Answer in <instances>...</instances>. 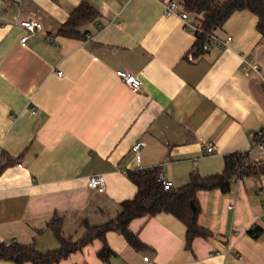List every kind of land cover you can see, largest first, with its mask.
<instances>
[{
  "label": "crops",
  "instance_id": "0c3cea01",
  "mask_svg": "<svg viewBox=\"0 0 264 264\" xmlns=\"http://www.w3.org/2000/svg\"><path fill=\"white\" fill-rule=\"evenodd\" d=\"M82 1L98 18L80 28L83 40L61 36ZM168 1L0 0L4 244L56 250L48 224L60 218L63 235L76 241L83 222L115 218L137 191L129 171L159 168L180 188L191 174L222 173L227 156L255 147L264 128V36L257 17L235 13L214 32L232 36L231 44L194 57L195 34L164 13ZM19 20L42 25L26 45ZM118 71L137 76L142 88L132 90ZM141 140L138 160L134 146ZM255 160L264 154L257 151ZM93 175L105 176V193L88 187ZM197 199L199 223L212 236L195 239L190 249L186 226L160 213L130 224L145 250L111 232L109 262L98 257L103 243L96 240L59 264H149L145 257L155 264H264V175L235 180L229 193L200 191Z\"/></svg>",
  "mask_w": 264,
  "mask_h": 264
},
{
  "label": "trees",
  "instance_id": "16d2710c",
  "mask_svg": "<svg viewBox=\"0 0 264 264\" xmlns=\"http://www.w3.org/2000/svg\"><path fill=\"white\" fill-rule=\"evenodd\" d=\"M180 1L184 10L194 21L200 23L206 33H214L223 28L235 13L248 11L257 17V31L264 36V0ZM98 16L99 12L92 5L82 1L61 26L59 34L66 38L83 40L87 35L81 32L80 28L94 21ZM204 40L205 38L202 37L196 41L194 57L205 53ZM159 173V168L129 171L127 174L137 188L135 196L123 201L117 216L108 222L101 225L83 222L84 233L80 239L74 241L65 237L61 228L62 220L55 217L48 224V228L59 241L58 249L41 252L34 244L12 242L9 245H0V260L12 261L16 264H59L99 240L103 243V247L98 252V257L103 262H109L115 255L106 241L109 233H120L136 251L145 250L147 246L131 231L130 224L134 220L151 218L160 213L171 214L186 226V246L190 249L195 239L212 236V233L199 223L198 193L215 190L229 193L235 180L264 175V160H254L247 152L234 153L226 157L222 173L204 177L195 172L191 174L187 184L171 190H164L163 185L157 182Z\"/></svg>",
  "mask_w": 264,
  "mask_h": 264
},
{
  "label": "built area",
  "instance_id": "2783aa9c",
  "mask_svg": "<svg viewBox=\"0 0 264 264\" xmlns=\"http://www.w3.org/2000/svg\"><path fill=\"white\" fill-rule=\"evenodd\" d=\"M164 13L167 16H178L184 23V26L186 29L193 30L196 40L204 37V44H203V50L205 52H211L213 50H220L223 48L228 47L232 40V36H227L226 38H221L214 33H206L202 28L200 23L197 21H194L190 14L186 12L182 6V3L180 0H171L166 3H164ZM18 24L26 30L27 35L22 38V44L26 45V42L28 41L29 37L31 35H34L37 31H40L42 29V25L36 21V20H19ZM248 65L250 63L247 62ZM253 68L257 69L256 66H253ZM62 75V72L59 73ZM117 76L126 84H128L132 90L139 91L142 88L143 82L141 79H139L134 74L125 72V71H118ZM263 89H264V80H263ZM255 147L251 149L250 151H247L249 156L255 160V153L257 151L264 154V128L260 130L256 136L254 137ZM145 141L141 140L137 142L134 146V152L137 156V159L139 160L140 157V149L145 146ZM207 152L209 154H212L214 152L213 146L207 147ZM153 169V168H151ZM141 171H145L148 169H138ZM157 182L163 185L164 190H171L174 188V184L171 180L166 179L162 174H159L157 177ZM88 187L92 190H95L99 193H105L107 190V181L105 176L103 175H93L88 180ZM4 244L3 241L0 238V245ZM10 243H7L6 245H9ZM144 260L146 262H149V264H155L153 262H150L148 257H145Z\"/></svg>",
  "mask_w": 264,
  "mask_h": 264
}]
</instances>
